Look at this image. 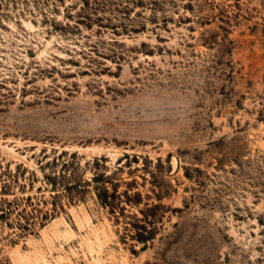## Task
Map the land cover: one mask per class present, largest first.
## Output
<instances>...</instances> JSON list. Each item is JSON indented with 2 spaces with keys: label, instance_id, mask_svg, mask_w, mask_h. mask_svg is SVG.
Returning <instances> with one entry per match:
<instances>
[{
  "label": "rangeland",
  "instance_id": "rangeland-1",
  "mask_svg": "<svg viewBox=\"0 0 264 264\" xmlns=\"http://www.w3.org/2000/svg\"><path fill=\"white\" fill-rule=\"evenodd\" d=\"M0 264H264V0H0Z\"/></svg>",
  "mask_w": 264,
  "mask_h": 264
}]
</instances>
